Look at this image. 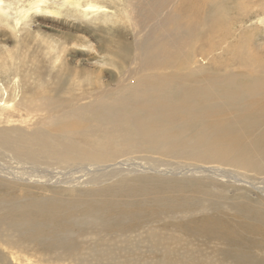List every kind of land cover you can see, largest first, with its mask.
Masks as SVG:
<instances>
[{
	"label": "rangeland",
	"instance_id": "374dc122",
	"mask_svg": "<svg viewBox=\"0 0 264 264\" xmlns=\"http://www.w3.org/2000/svg\"><path fill=\"white\" fill-rule=\"evenodd\" d=\"M31 1L0 0V264H264V159L250 168L231 158L199 157L204 146L185 150L171 143L149 151L129 143L124 150L117 138L118 154L89 162L61 160L20 143L19 135L49 127L39 117L18 113L33 90L49 91L66 79L63 95L67 89L97 94L118 69L138 64L122 59L127 48L115 33L95 31L68 15L67 6L58 9L65 16L32 12L22 19L17 10L29 8ZM180 1L173 0L162 16ZM63 4L41 3L52 9ZM99 4L94 23L118 26L132 43L141 39L143 32L132 31L136 18L127 0ZM212 4L222 12L230 9L225 0ZM245 6L240 10L253 15L226 24V32L219 30L214 40L227 38L220 44L227 48L245 34L242 50L264 59V0H245ZM206 43V38L197 43L200 51L208 49ZM223 51L201 52L194 59L206 63L223 58ZM169 132L186 142L196 135L190 126ZM204 218L218 226L201 227ZM234 237L241 242L234 243Z\"/></svg>",
	"mask_w": 264,
	"mask_h": 264
},
{
	"label": "bare ground",
	"instance_id": "6f19581e",
	"mask_svg": "<svg viewBox=\"0 0 264 264\" xmlns=\"http://www.w3.org/2000/svg\"><path fill=\"white\" fill-rule=\"evenodd\" d=\"M99 1L64 0L62 7L52 9L41 5L46 0H33L29 8L17 10L22 19L32 12L55 17L65 16L58 9L67 6L65 12L71 11L68 15L93 25L95 31L115 33L127 48L120 58L128 64L138 62L134 69L129 65L118 69L117 76H110L113 82L108 87L100 85L97 94H72L67 89L63 95L66 79H60L49 91L33 94V90L19 103L18 113L39 117L49 127L39 126L29 134L19 135L20 143L30 149L39 146L44 153L61 160L89 162H101L118 154L121 150L114 146L117 138L124 150L129 143L149 151L179 143L185 150L189 145L206 147L198 154L204 159L231 158L249 163L250 168L264 159V59L254 50H242L247 44L245 34L227 48L220 47L227 38L214 40L219 30L226 32L230 22H242L253 15V10H240L245 0H225L230 7L225 13L212 4L218 0H194L193 5L181 0L164 16L163 11L173 0H127L136 18L133 33L135 28L144 33L136 43L118 26L105 28L94 23L102 9ZM0 10L4 11L1 3ZM19 21L17 17L16 25ZM79 29L86 31L82 26ZM133 33L130 35L136 40ZM204 38L209 43L206 53L223 49L227 55L207 58L206 63L194 59L201 52L205 54L197 46ZM102 71L113 75L112 70ZM124 76L129 78L126 82L121 81ZM189 126L196 131L194 142H186L178 132H169ZM162 127L166 128L159 129ZM180 152L183 151L175 153ZM204 219L201 227L218 226ZM243 224L238 220V225ZM238 239L234 237L233 242L237 244Z\"/></svg>",
	"mask_w": 264,
	"mask_h": 264
}]
</instances>
